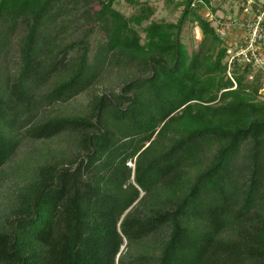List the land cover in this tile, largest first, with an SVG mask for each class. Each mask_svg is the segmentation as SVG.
<instances>
[{
	"label": "trees",
	"instance_id": "obj_1",
	"mask_svg": "<svg viewBox=\"0 0 264 264\" xmlns=\"http://www.w3.org/2000/svg\"><path fill=\"white\" fill-rule=\"evenodd\" d=\"M194 1L0 0V264H264L262 71Z\"/></svg>",
	"mask_w": 264,
	"mask_h": 264
},
{
	"label": "built area",
	"instance_id": "obj_2",
	"mask_svg": "<svg viewBox=\"0 0 264 264\" xmlns=\"http://www.w3.org/2000/svg\"><path fill=\"white\" fill-rule=\"evenodd\" d=\"M196 2L203 3L204 0H195L192 5H195ZM240 4L243 7V11L253 13L254 16L242 22L244 30L242 42L231 44L228 49V56L226 58L228 63V75L231 76L230 70L235 62L252 64L255 68L262 71L260 94L264 97V2L261 3L257 0H240ZM208 17L212 19V16L209 14ZM237 23V19L235 18L223 20L218 28L220 36L227 37L228 32L231 31L233 25Z\"/></svg>",
	"mask_w": 264,
	"mask_h": 264
},
{
	"label": "rangeland",
	"instance_id": "obj_3",
	"mask_svg": "<svg viewBox=\"0 0 264 264\" xmlns=\"http://www.w3.org/2000/svg\"><path fill=\"white\" fill-rule=\"evenodd\" d=\"M149 1L151 4H153L152 6H154L156 9V13L153 16V18L156 20H166V21L176 22L182 13L183 7L177 6L175 4L176 2H181L182 0H175L172 2H168L167 0H149ZM96 7L98 8L97 4ZM116 8L124 12L127 16L131 15L136 11L134 8L126 4L125 0H119V3L116 5ZM205 11L206 10H202V13L204 14ZM182 40L185 43L188 51L191 53L192 51L197 49L198 43L200 41L199 29L195 27L193 23L188 22L185 25V28L182 33ZM105 78L106 79L103 78V80L96 83V87H97L96 89L99 90L100 92H102V89L104 88L108 89V87L111 85L110 83L115 82L118 77L117 74L115 73L111 76L106 75ZM114 86L111 85L110 87H114ZM85 103H86V95L81 94L72 98V100L67 104H65L64 106H66V108L73 109L76 111L77 109L82 108L85 105ZM25 151H23V153H25Z\"/></svg>",
	"mask_w": 264,
	"mask_h": 264
},
{
	"label": "crops",
	"instance_id": "obj_4",
	"mask_svg": "<svg viewBox=\"0 0 264 264\" xmlns=\"http://www.w3.org/2000/svg\"><path fill=\"white\" fill-rule=\"evenodd\" d=\"M146 1H148L149 4H151L149 0ZM258 1L261 3L264 2V0H258ZM212 6L215 8L214 11H211L209 7L202 6V10H206L205 12H207V13L204 12V16L208 17V14L211 15L212 19L210 20H212V24L216 28L220 27V23L223 20H226L228 18L237 19L238 23L233 25L231 31L228 32L226 37V42L229 45L241 43L244 37L242 22H244L248 18H252L254 14L243 11V8L241 7L239 0H225V1L215 0L214 2H212ZM200 39H201V33H200Z\"/></svg>",
	"mask_w": 264,
	"mask_h": 264
}]
</instances>
